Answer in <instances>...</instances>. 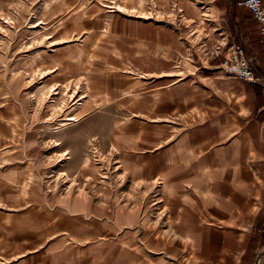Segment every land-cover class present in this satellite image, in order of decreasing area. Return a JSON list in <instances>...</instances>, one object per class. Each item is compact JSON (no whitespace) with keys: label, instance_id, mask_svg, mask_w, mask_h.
<instances>
[{"label":"rangeland","instance_id":"obj_1","mask_svg":"<svg viewBox=\"0 0 264 264\" xmlns=\"http://www.w3.org/2000/svg\"><path fill=\"white\" fill-rule=\"evenodd\" d=\"M213 22L192 16V0H0V264H93L72 239L86 231L81 213L98 197L119 213L140 184L130 163L146 139L188 136V59ZM155 117L167 121L163 134ZM98 184L115 189L94 193ZM110 250L114 264L132 258Z\"/></svg>","mask_w":264,"mask_h":264},{"label":"crops","instance_id":"obj_2","mask_svg":"<svg viewBox=\"0 0 264 264\" xmlns=\"http://www.w3.org/2000/svg\"><path fill=\"white\" fill-rule=\"evenodd\" d=\"M214 1L192 0L193 17H215L218 24L204 28L207 36L192 44L188 59L192 107L182 138L188 151L181 153V138L149 137L130 163L140 184L127 187L119 213L109 201L92 198V212L81 213L86 231L72 239L93 264L106 257L103 264H114L110 249L117 246L132 257L128 264H264V39L248 10L232 8L229 0L217 8ZM229 45L242 48L259 81L241 82L220 68ZM157 49V63L164 65V43ZM160 72L158 80L166 77ZM180 104L174 97L171 111ZM155 118L163 134L167 121ZM166 144L174 146L167 153L161 151ZM19 170L12 172L19 176ZM93 188L99 194L115 189ZM62 213L66 219L80 214ZM55 217L51 224L59 222ZM60 234L70 236L69 229Z\"/></svg>","mask_w":264,"mask_h":264},{"label":"built area","instance_id":"obj_3","mask_svg":"<svg viewBox=\"0 0 264 264\" xmlns=\"http://www.w3.org/2000/svg\"><path fill=\"white\" fill-rule=\"evenodd\" d=\"M238 6L248 10L257 23L260 36L264 39V2L263 0H242ZM210 55H218L217 50H211ZM220 68L229 76L241 82L255 83L260 79L251 71L243 50L238 45L227 46V53L223 56Z\"/></svg>","mask_w":264,"mask_h":264},{"label":"trees","instance_id":"obj_4","mask_svg":"<svg viewBox=\"0 0 264 264\" xmlns=\"http://www.w3.org/2000/svg\"><path fill=\"white\" fill-rule=\"evenodd\" d=\"M242 0H229L230 5L232 8L236 9L238 7V3L241 2Z\"/></svg>","mask_w":264,"mask_h":264},{"label":"bare ground","instance_id":"obj_5","mask_svg":"<svg viewBox=\"0 0 264 264\" xmlns=\"http://www.w3.org/2000/svg\"><path fill=\"white\" fill-rule=\"evenodd\" d=\"M74 121H75L74 118H69V119H67V122H74Z\"/></svg>","mask_w":264,"mask_h":264}]
</instances>
